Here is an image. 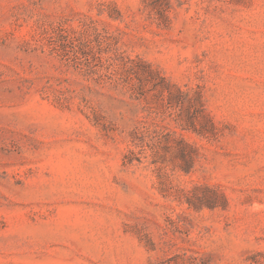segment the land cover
I'll use <instances>...</instances> for the list:
<instances>
[{
  "label": "rangeland",
  "instance_id": "rangeland-1",
  "mask_svg": "<svg viewBox=\"0 0 264 264\" xmlns=\"http://www.w3.org/2000/svg\"><path fill=\"white\" fill-rule=\"evenodd\" d=\"M0 264H264V0H0Z\"/></svg>",
  "mask_w": 264,
  "mask_h": 264
}]
</instances>
